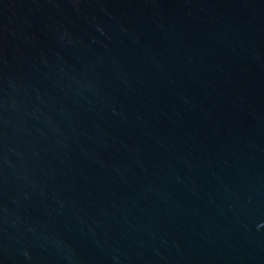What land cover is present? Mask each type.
I'll use <instances>...</instances> for the list:
<instances>
[{
    "label": "water",
    "instance_id": "water-1",
    "mask_svg": "<svg viewBox=\"0 0 264 264\" xmlns=\"http://www.w3.org/2000/svg\"><path fill=\"white\" fill-rule=\"evenodd\" d=\"M0 264H264V0H0Z\"/></svg>",
    "mask_w": 264,
    "mask_h": 264
}]
</instances>
